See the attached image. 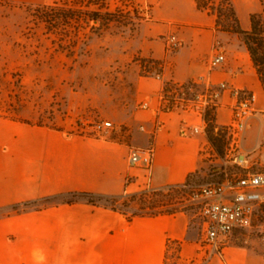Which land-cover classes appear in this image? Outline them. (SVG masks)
Returning <instances> with one entry per match:
<instances>
[{
  "label": "crops",
  "instance_id": "0c3cea01",
  "mask_svg": "<svg viewBox=\"0 0 264 264\" xmlns=\"http://www.w3.org/2000/svg\"><path fill=\"white\" fill-rule=\"evenodd\" d=\"M148 6V16L126 37L129 60L136 55L162 63L160 77L141 73L131 61L104 111L114 137L69 133L61 129L0 119V210L13 204L73 192L119 196L125 191L181 185L203 165L201 148L208 145L202 118L191 112L160 110L167 81L184 83L204 77L252 90L256 109L264 108V91L249 53L236 33L215 28L214 16L195 0H133ZM44 0H0L11 5H39ZM240 27L250 28L249 16L262 11L260 0H230ZM174 35L179 46L165 51ZM224 61L210 69L214 53ZM122 59V58H121ZM147 100L149 106L141 107ZM230 98L221 97L216 126L229 120ZM251 119L243 142L248 160L264 157V124ZM184 131V132H183ZM119 135V136H118ZM153 146L146 185L145 172L127 162L131 147ZM261 162V161H260ZM129 177L132 183L126 184ZM184 212L137 215L127 220L110 207L78 199L73 203L0 214V264H165L169 242L179 245L177 264L188 263L196 241L188 238ZM204 264H264L253 246L226 245Z\"/></svg>",
  "mask_w": 264,
  "mask_h": 264
},
{
  "label": "rangeland",
  "instance_id": "374dc122",
  "mask_svg": "<svg viewBox=\"0 0 264 264\" xmlns=\"http://www.w3.org/2000/svg\"><path fill=\"white\" fill-rule=\"evenodd\" d=\"M89 1L44 0L42 4L55 2L58 7L66 5L74 10L95 11ZM132 3L136 5L133 0ZM39 5L0 3V119L69 133L116 136L113 130L94 132L91 125L107 120L104 111L114 97L119 78L127 72L136 56H130L129 60L121 57V53H127L126 37L139 21L137 17L142 18V15L137 9H131L126 0H104L106 10L116 19L106 28L99 30L100 23L85 25L80 22L47 33L43 24L33 16ZM257 119L264 124V111ZM217 131L225 133L223 125L218 126ZM222 144L217 152L208 141L213 151L203 159L201 170L194 175L192 184L220 182L227 175L242 172L226 156V135ZM260 161L264 168V157ZM131 190L122 195L139 191ZM123 199H119L116 206L127 215L132 212L156 213L161 209L152 206L174 203L177 212H184L189 217L188 238L197 245L202 239L198 205L186 194L167 202L161 198L150 203L127 202L128 206L121 204ZM4 212L0 210V214ZM226 245L253 246L264 254V204L258 209L253 226L234 232ZM178 248L179 245L167 256L165 264H177ZM194 256L185 264H192L190 260Z\"/></svg>",
  "mask_w": 264,
  "mask_h": 264
},
{
  "label": "built area",
  "instance_id": "2783aa9c",
  "mask_svg": "<svg viewBox=\"0 0 264 264\" xmlns=\"http://www.w3.org/2000/svg\"><path fill=\"white\" fill-rule=\"evenodd\" d=\"M131 9H137L142 17L148 16V6H137L132 0H126ZM165 51L172 52L179 46L174 35L165 39ZM224 61V55L214 53L208 61L213 69ZM160 65H148L143 68L149 75L161 76ZM227 93L230 98L229 120L223 125L226 131V156L237 165L242 172L226 176L220 182H207L200 185H182V196L185 194L198 205V214L202 220V239L197 245L195 256L190 260L192 264H204L213 254H220L226 246L228 238L237 230L251 228L256 219L258 209L264 204V168L257 159L248 160L243 155V142L247 127L256 113H263L264 109H256L257 96L246 88H237L223 81L210 83L201 77L184 83L167 81L160 94V110L164 112H191L202 118L203 129L193 128V132L205 133L207 125L206 112L215 110L221 105V97ZM141 107L147 108L148 101L141 102ZM94 132H108L114 130L111 121L93 123ZM184 132V131H183ZM210 145H204L200 152L203 159L210 156ZM153 146L131 147L128 150L127 162L130 167L142 169L147 185L149 171L153 161ZM126 184L132 183L125 179ZM173 186V185H172ZM167 187V186H165ZM163 188V187H161ZM146 190L158 188H143ZM140 189V190H143ZM139 190V191H140ZM128 192L127 190L125 193ZM178 243L169 242V254L175 252Z\"/></svg>",
  "mask_w": 264,
  "mask_h": 264
},
{
  "label": "trees",
  "instance_id": "16d2710c",
  "mask_svg": "<svg viewBox=\"0 0 264 264\" xmlns=\"http://www.w3.org/2000/svg\"><path fill=\"white\" fill-rule=\"evenodd\" d=\"M260 1L262 4V11L259 13L250 14V28L248 30H243L240 27L239 20L230 0H195V4L198 9L206 11L208 14L214 16L215 28L217 30L233 32L239 36L249 53L264 91V1ZM89 5H93L96 10L85 12V10L80 8L78 10H74L66 5L58 7L55 2L44 3L34 9L33 16L43 24L47 33L55 32L58 29L63 30L67 26H73V23L80 24V22L85 23V25H89L90 22H94L95 24L100 23L101 27L99 30H102V28H106L111 21H116V19H114V15L106 10L104 6V0H90ZM137 18L141 19V17ZM133 61H136L140 64L141 73L143 74H148L147 71L143 70V68L147 67L148 65H160L161 68L158 70L162 71V63L158 60L134 56ZM205 117L207 121L205 128L207 140L215 147L217 152H219L222 148L226 131L223 134L217 131L218 127L215 124V116L212 111H207ZM195 174L196 173H192L188 175L185 182L181 185H173L150 190L143 189L134 194L125 196L102 195L90 192H73L66 195H52L13 204L2 210H5L4 213H7L10 211L19 212L28 209H41L47 205H55L58 203L70 204L77 201L78 199H82L91 204H100L110 207L113 210H117L124 214L127 220H130L132 217L137 215H157L164 213L173 214L177 212V208L174 203L152 206L154 209H161L156 213L151 212L148 214H138L132 212L128 215L118 209L116 204L118 203L119 199L123 198L127 200L125 201L123 199L121 204L124 206H128L127 202L130 203L140 201L150 203L151 201H155V199L159 198L166 202L173 200L177 198V196L181 195L182 192H184L181 186L190 184Z\"/></svg>",
  "mask_w": 264,
  "mask_h": 264
}]
</instances>
